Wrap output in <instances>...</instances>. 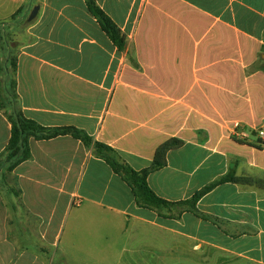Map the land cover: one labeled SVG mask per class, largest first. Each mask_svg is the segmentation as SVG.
<instances>
[{"label":"crops","instance_id":"crops-1","mask_svg":"<svg viewBox=\"0 0 264 264\" xmlns=\"http://www.w3.org/2000/svg\"><path fill=\"white\" fill-rule=\"evenodd\" d=\"M95 2L125 34L123 50L84 0H0V22L20 36L8 41L23 116L82 129L137 171L151 164L160 143L182 140L147 176L168 201L189 199L231 170L264 181V145H253L264 140V71L256 66L264 0ZM20 20L25 25L16 32ZM8 112L0 100V154L11 136ZM28 143L29 158L0 169V264H51L73 205L80 210L73 240L83 220L103 224L107 215L124 232H134L132 225L153 229L169 264L186 257L189 264H264L263 184H218L194 211L176 206L165 217L139 206L127 183L81 140L67 134Z\"/></svg>","mask_w":264,"mask_h":264},{"label":"trees","instance_id":"trees-1","mask_svg":"<svg viewBox=\"0 0 264 264\" xmlns=\"http://www.w3.org/2000/svg\"><path fill=\"white\" fill-rule=\"evenodd\" d=\"M88 11L97 20L102 30L107 34L112 43L119 49L123 50L126 44L125 34L119 29L114 21L96 4L95 0H84ZM22 7L13 13L11 19H19ZM6 22H0V51L6 50V55L0 58V100L1 103L9 109L7 113L11 123V136L0 154V169H13L16 165L30 157L29 143L30 137L34 139H50L60 135H71L79 139L86 146H91L96 156L104 159L110 168L118 174L130 187L139 206L155 209L161 216H168L166 213L172 207L187 206L191 211L195 210L196 201L206 194L214 186L224 183L233 182L236 184L260 187L264 181L249 176L235 175L231 170L217 180L207 184L200 190L196 191L189 199L182 201H168L156 195L147 183V176L150 172L166 165V154L169 150L179 148L183 141L172 137L160 143L153 155L151 164L141 170H134L125 163L111 147L98 142L85 133L82 129L74 126L46 127L40 125L33 119L23 116L16 102L15 95V58L12 56L11 43L2 34V26ZM261 53H264L262 45ZM258 56L256 66L264 71V58ZM253 145L261 147L264 140L257 139Z\"/></svg>","mask_w":264,"mask_h":264},{"label":"rangeland","instance_id":"rangeland-1","mask_svg":"<svg viewBox=\"0 0 264 264\" xmlns=\"http://www.w3.org/2000/svg\"><path fill=\"white\" fill-rule=\"evenodd\" d=\"M24 25V20H20V25L15 31H21ZM1 31L9 41L20 37L19 33L16 34L10 26L6 27L5 24ZM2 175L6 176V174ZM71 209L72 211L64 217L56 247L52 249V252L56 249L57 253L52 256L50 252L48 256L51 264H169L166 250L157 246L158 236L153 229L132 225L129 229H133L134 232H124L121 226L119 228V224L109 219L107 215L104 216L103 224H98L95 218L90 221L83 220L84 224L77 227V235L73 240L72 219L76 211L80 210H77L79 208L76 205H73ZM57 227V224L52 225L54 230ZM37 233L38 230L34 228L33 234ZM36 242L38 243L33 237V243ZM59 253L64 254L63 262ZM188 258L176 264H189ZM14 264H22V258L21 260L15 258Z\"/></svg>","mask_w":264,"mask_h":264},{"label":"water","instance_id":"water-1","mask_svg":"<svg viewBox=\"0 0 264 264\" xmlns=\"http://www.w3.org/2000/svg\"><path fill=\"white\" fill-rule=\"evenodd\" d=\"M37 10H38V6H34V7L32 8V10H31V12H30V14H29V16H28V19H29V20L32 19V18L35 16Z\"/></svg>","mask_w":264,"mask_h":264},{"label":"built area","instance_id":"built-area-1","mask_svg":"<svg viewBox=\"0 0 264 264\" xmlns=\"http://www.w3.org/2000/svg\"><path fill=\"white\" fill-rule=\"evenodd\" d=\"M258 136H259L261 139H264V129H259V130H258ZM74 203L77 204V203H79V201H78V200H77V201L75 200Z\"/></svg>","mask_w":264,"mask_h":264}]
</instances>
